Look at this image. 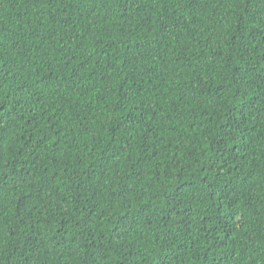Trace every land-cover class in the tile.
Listing matches in <instances>:
<instances>
[{
    "label": "trees",
    "instance_id": "obj_1",
    "mask_svg": "<svg viewBox=\"0 0 264 264\" xmlns=\"http://www.w3.org/2000/svg\"><path fill=\"white\" fill-rule=\"evenodd\" d=\"M0 264H264V0H0Z\"/></svg>",
    "mask_w": 264,
    "mask_h": 264
}]
</instances>
